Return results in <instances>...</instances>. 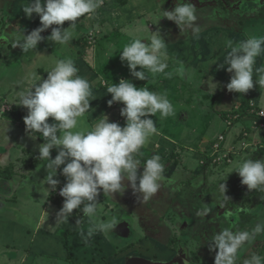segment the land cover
<instances>
[{
    "label": "crops",
    "instance_id": "obj_1",
    "mask_svg": "<svg viewBox=\"0 0 264 264\" xmlns=\"http://www.w3.org/2000/svg\"><path fill=\"white\" fill-rule=\"evenodd\" d=\"M28 2L0 0V171H6L4 175L0 172V264L165 263L173 254L167 247L172 224L166 214L174 217L177 215L175 221L178 223L181 221L180 211L183 206L211 194L217 197L216 201L213 199L215 208L218 211L223 208L224 211L226 207L221 206V202L234 204V197L227 193L229 201L223 196L222 199L218 195L221 194L219 188L216 186L212 189L214 185L209 183L207 171L223 172L224 178L221 175L217 177V181L221 182L226 179L225 172L232 169L231 179L226 180L228 187V183H241L238 173L234 172L241 157L264 159V130L256 127L257 116L252 112L253 109L264 110V89L256 85L245 95L229 92L226 85L232 73L226 70L227 66L219 68L230 51L226 48V40H245L252 36L249 29H254L256 35H264V31L259 25L252 24L251 27L245 26L248 30L242 32L232 29L221 32L217 27L214 28L215 24H207L212 29L200 30L197 35L189 30L186 35H182L173 21L163 18V14L159 13L165 5H160V0H103L91 18H78L76 35L67 45L48 40L51 34L49 28L42 33L44 41L36 49L25 52L21 50L17 37L41 26L38 15L33 14L32 18H28L23 12ZM69 25L70 22L66 21L63 27ZM151 31H160L168 43L169 68L166 71L173 72L170 79L161 74L155 78L150 76L147 81L135 80L129 68L120 60L119 53L125 45L134 37L151 35ZM92 34L94 42L91 40ZM142 42L147 43V38ZM65 58H71L79 69L78 75L91 82L93 96L96 98L91 101L94 111L80 118L79 130H91L105 115L110 122L125 125V118L121 116L124 105L114 103L109 106L108 101L112 97L107 93V87L119 83L121 78L133 80L137 87H147L158 95H166L174 106L173 116L159 118L160 114L157 113L151 117L156 121L157 134L135 156L141 165L154 154L161 157L166 179L158 192L147 200L139 192L134 194L130 186L123 194H108L107 208L125 206L131 215L140 220L138 226L143 228V235L139 244H136L137 248L131 245V232H126L124 225L120 226L117 234L116 227L112 234H97L85 244L80 232L83 230L86 233L90 224L89 217L84 216L80 210H74L68 221L57 218L64 198L59 197L57 189L52 191L43 180L47 175L44 167L46 161L38 157V145L43 143V139H33L32 136L39 134L26 131L24 117L28 110L17 104L21 92L46 78L55 60ZM261 65H264V56L257 58L255 67ZM181 67L184 70L183 76L176 72ZM210 77L220 85L214 101L202 96L203 93H210L207 92V80ZM197 81L203 88L199 97L191 93ZM246 99L250 100V106L247 114L243 115L245 111L241 107ZM211 111L214 116L212 119L208 117L211 120L203 129L204 136H198L197 140L196 133L200 130L196 129L198 122L203 123L206 115L211 116ZM220 117L226 125L219 121ZM49 122H52L51 118ZM207 128L218 131L215 132L217 138L206 136ZM221 136H224L222 142ZM219 142L221 151L217 153L215 145ZM197 143H200L199 164L203 165L204 170L199 169L201 183L193 187V181L186 177L193 161L187 155L184 156L182 147L192 149V145ZM224 153L229 154V158L217 161ZM57 154V150L53 149L52 158ZM54 179L60 180L57 188L66 182L60 174ZM174 183L179 187L178 190H174ZM256 192H259V202L256 207L252 202L250 206H253L252 212L258 213L261 224H264V191ZM239 204L242 205L241 202ZM106 211L101 216L97 213L92 219L106 220ZM78 219L79 225L76 224ZM243 228L238 226L240 231ZM254 230L244 231L249 233V239L241 245L239 253L254 247L255 242L264 248V230L258 233ZM134 248L136 250H132ZM125 257L128 259H123ZM261 260L264 264V259Z\"/></svg>",
    "mask_w": 264,
    "mask_h": 264
},
{
    "label": "clouds",
    "instance_id": "obj_2",
    "mask_svg": "<svg viewBox=\"0 0 264 264\" xmlns=\"http://www.w3.org/2000/svg\"><path fill=\"white\" fill-rule=\"evenodd\" d=\"M164 2L160 0V5ZM102 3L103 0H29L23 12L28 18L38 15L41 26L17 37L21 50L36 49L45 39L42 33L49 28L51 34L48 40L67 45L76 35L78 18H91ZM161 11L163 18L173 21L182 35L189 30L193 35L200 32L198 9L190 0H177L173 10L161 7ZM66 21L70 25L64 28ZM145 38L147 43L142 42ZM167 45L160 31H151V35L134 37L125 45L119 53L120 60L135 80L147 81L150 76L155 78L161 74L170 79L173 72L166 71L169 68ZM225 45L230 51L219 68L227 66L226 70L232 73L226 85L228 91L245 95L256 85L264 89V65L255 67L257 58L264 56V35H252L239 42L228 39ZM53 63L46 78L19 94L17 105L28 110L24 117L26 131L39 134L32 136L33 139H43V143L38 145V157L46 161L47 175L43 180L55 191L60 180L54 177L58 174L65 177L66 182L59 190L64 203L57 218L68 221L74 210H80L89 217L86 233L83 230L80 232L87 244L97 234H112L118 225L115 217L106 221L92 219L96 217L101 192L114 196L116 193L123 194L130 186L134 194L139 192L147 200L160 189L166 179L161 157L154 154L141 165L135 156L157 134L156 121L151 117L159 113V118H167L175 115V109L166 95H158L147 87H137L133 80L121 78L119 83L107 87V93L112 97L108 101L109 106L114 103L124 105L121 116L125 118V125L110 122L105 115L91 130H79L80 118L94 111L91 101L96 98L92 84L78 75L79 69L71 58ZM176 72L184 75L182 67ZM207 84V92L214 90L215 93L220 87L213 77L208 78ZM53 149L58 152L55 158L51 155ZM234 172L238 173L241 184L246 185L250 192L264 191V159L241 157ZM226 180L219 183V191L229 201ZM76 224H80L79 219ZM262 230L264 227L257 225L254 231L258 233ZM248 239L247 232L224 230L216 234L210 245L211 250H218L215 264H234L238 249ZM249 264H262V260L253 256Z\"/></svg>",
    "mask_w": 264,
    "mask_h": 264
},
{
    "label": "rangeland",
    "instance_id": "obj_3",
    "mask_svg": "<svg viewBox=\"0 0 264 264\" xmlns=\"http://www.w3.org/2000/svg\"><path fill=\"white\" fill-rule=\"evenodd\" d=\"M170 1L171 0H165L164 2L165 7L163 6L164 9L173 10L175 8L177 4V0L174 5H169L170 6L169 7L167 4ZM192 3L198 9V15L200 17L198 23L201 26V30L210 29L211 27L210 26L208 27L207 24H211V25L215 24L214 28L217 27L218 31H221V32L223 31L226 32L227 30L230 31V29L234 31L240 30L242 32V30H245L247 28L245 26L251 27L253 24V25H259V27L264 31V16L258 18V15H256V19H255V18H252L253 14L252 15L249 14L254 10L255 5H258L259 7L263 6L264 0H229V2L225 0H200L201 4H198L196 2H192ZM160 12L163 14L161 10H159V13ZM248 32L251 33L252 35L257 34L254 29H251V30L249 29ZM257 36H260V34H258ZM202 89H203L202 86L200 88V84H198V81H197L191 93L199 97L202 93ZM216 93L217 91H215V93L214 91L210 93H203L202 96L206 98L210 97V99L214 101V98L216 97ZM211 112H212L211 116L206 115V119L205 121L203 120V123L198 122L196 129H200V130L199 131L197 130L198 132L196 133L197 140H198V136L200 137L204 136L202 135L203 129H206L207 122L211 120L214 116V112L213 111ZM208 117L211 119H209ZM219 121H222L223 125L225 124L224 120H222L221 117L219 118ZM215 132H218V131H215V129L207 128L205 135L208 136L209 138L215 139L218 136V134ZM198 144L200 143L192 145V149H190V147H187V148L182 147V153H184V156L187 155L188 158L191 161H193V163L189 167L190 171L188 172L186 176L187 178L190 177L189 180L193 181L194 183L193 187L201 183V175L198 173L199 169L201 171L204 170L203 165L199 164L200 161H199V156H198L199 155L198 153L199 145ZM140 170L142 171V167ZM231 172H232V169L225 172L227 180L231 179V174H229ZM207 173L210 178L209 183L211 185H214L212 189L216 188V186L219 188L220 182L217 181L218 180L217 177H220L219 175L223 177L224 176L222 175L223 172L220 173L219 170L212 171L211 169H209ZM193 174L195 175L191 177V175ZM195 178L197 179L195 180ZM240 184L241 183L239 182L237 185L236 184L234 185L233 183L234 185L233 186L228 183L227 193L231 197H234L233 198L234 204L227 205L229 204L228 202L227 203L225 201L221 202V206L223 205V207H226L227 209L226 211V209L224 208V211H223V208H221L220 211H222L223 213L218 211L215 208L214 201H216L217 197H214L213 194L208 195L205 198L199 199L198 201L193 200L194 202L196 201L195 202L196 204H199L198 208L201 209V211L205 210L204 212H202L203 214L202 219L205 220L206 224L202 225L200 222H195L196 230L198 228L203 229V227H207L206 231L209 234V238H206V236H201L202 238L200 239L199 236L193 235L192 231H189L190 228L192 229L193 223L190 224L189 222L190 225H188V220L187 221L181 220L179 224L177 222H176L177 224H175V222L173 223V221H171L170 214L169 213L166 214L167 219L170 220L173 224L172 229L176 231V235L179 234L178 236H173L171 235V233H168L170 240L168 241L167 239V241L169 242L167 247L171 249L172 251L179 250V257L176 259V261L175 259L173 260L172 258L171 261L169 260V261H166L165 263L163 262V264H215V257H216L218 250L214 248L211 250L210 245L212 244L213 239L216 234L224 230H229L235 233L234 228H236L238 232H242V231L244 232L245 230L252 232L256 228L257 225H264L263 222L261 224L260 218H258V213L252 212L253 206L256 207L257 201L259 202V200H257L259 192H256V190H253L250 192L246 188V186L241 187ZM62 185H64V183ZM173 188L174 190H178L177 188L179 187L174 183ZM56 192H57V195L60 197L61 195H59V188H57ZM218 195H221V198L223 196L222 194H218ZM248 195H252L251 198L247 197ZM108 196H109L108 194H104L103 192L100 193L98 197L99 202L97 204L98 215L101 216L103 214L102 212L104 210H107L106 211V215L108 216L107 218L111 219L112 217H115L118 222L115 233L117 234V232L120 231V226L124 225L127 229L126 232L127 231L131 232V239H130L131 245L134 247L136 246L137 248L138 245L136 244H139V240L143 235V228L138 226V224L140 223V220L136 218L134 215H131V213H129V209H127L125 206H119V207L114 206V208H107L109 204ZM235 197H237V200ZM213 199L215 200L213 201ZM240 202L242 203V205L239 204ZM251 202L254 203L253 206H250ZM245 207H247L246 212H245ZM184 211L188 213L187 210H184ZM192 217L193 216L191 215V220H192ZM102 219L103 218H101V220ZM195 221H199V217L197 215L195 216ZM183 224L185 227H182ZM238 226L239 228L240 227H244V228L240 231L238 229ZM174 237H177V239L174 240ZM123 238H121V240H123ZM243 244H246V243L244 242ZM260 245L262 244L255 242L254 247L251 246L252 247L251 249L243 253L242 252L239 253L240 251V248H239L236 253L234 264L238 262H242V264H249V261L251 260L253 256H259L260 258L264 259V252L261 251L263 247L261 248ZM128 247L123 246L122 248H128ZM136 248L132 250H136ZM149 250L151 251L150 248ZM133 253L136 254L135 252ZM123 259L127 260L128 258L126 259L125 257ZM158 259H160V256L158 257ZM182 260L183 262L180 263Z\"/></svg>",
    "mask_w": 264,
    "mask_h": 264
},
{
    "label": "flooded vegetation",
    "instance_id": "obj_4",
    "mask_svg": "<svg viewBox=\"0 0 264 264\" xmlns=\"http://www.w3.org/2000/svg\"><path fill=\"white\" fill-rule=\"evenodd\" d=\"M198 206H199V204H196V203H193V204H190V205L189 204H186L185 206H183L182 211H180V214H181L180 215V220H183V221H187L188 220V225H190V224L193 223L192 224V229L190 228V230H189V231H192L193 235L199 236L200 239L202 238L201 236H206V238H209V234L206 231V228L207 227H203V229L198 228L196 230V224H195V222H200L202 225H205L206 224L205 223V220L202 219V216H203L202 212H204L205 210L201 211V209H199ZM184 210H187L188 213H186ZM191 215L193 216L192 217V220H191ZM196 215L199 217V221H195V216ZM170 216H171V214H170ZM176 217H177V215H176ZM176 217L171 216V220L173 221V223L175 222V224H177L176 221H175V218ZM189 222H190V224H189ZM179 223L180 222H178V224ZM171 224H172V222H171ZM182 227H185L184 224L182 225ZM200 227H202V226H200ZM172 228H173V224H172L171 228L169 229V230H171L170 231L171 235L178 236L179 234L176 235V231L174 229H172ZM175 239H177V237H174V240ZM178 240H179V238H178ZM209 240H211V239H209ZM175 251H177V250H173L172 251L173 254H172V257L169 259L170 261L172 260V258H173V260L175 259V261H176V259L179 257V250L177 252H175ZM182 262H183V260L180 263H182Z\"/></svg>",
    "mask_w": 264,
    "mask_h": 264
},
{
    "label": "trees",
    "instance_id": "obj_5",
    "mask_svg": "<svg viewBox=\"0 0 264 264\" xmlns=\"http://www.w3.org/2000/svg\"><path fill=\"white\" fill-rule=\"evenodd\" d=\"M225 1H228V2H229V0H225ZM175 2H176V0H171L170 2H168V4H169V5H174ZM186 2H188V0H186ZM190 2H191V3H192V2H196V3H198V4H201V3H200V0H190ZM246 4H247V3H246ZM253 6H254V5H253ZM256 10H257V11H256ZM249 14H250V15L253 14V15H252V18H255V19H256V15H258V18H259V17H263V16H264V5H263V6H260V7H259L258 5H255V6H254V10H253L251 13H249ZM249 101H250L249 99H246V100H244L243 103H242V107H241V108H242L243 111H245V113H244L243 115L247 114L246 111H247V109H249V106H250ZM0 172H1V174L4 175L6 171H0ZM251 196H252V195H248L247 197H250V198H251ZM246 208H247V207H245V212H246ZM235 226H236V225H235ZM263 249H264V248L261 249L262 252H263ZM235 264H242V262H238V263H235Z\"/></svg>",
    "mask_w": 264,
    "mask_h": 264
},
{
    "label": "built area",
    "instance_id": "obj_6",
    "mask_svg": "<svg viewBox=\"0 0 264 264\" xmlns=\"http://www.w3.org/2000/svg\"><path fill=\"white\" fill-rule=\"evenodd\" d=\"M91 40H92V42H94V34L91 35ZM252 106H254V105L252 104ZM252 112H255V114L257 116V119L255 121L256 127L264 130V110H254L253 109ZM222 139H224V136L220 137V142H222ZM220 142L215 145V150L217 151V153H220V151H221V143ZM228 158H229V154L224 153L221 156V158H217V161H221L222 159H228ZM62 187H63V185L59 186L58 187L59 190Z\"/></svg>",
    "mask_w": 264,
    "mask_h": 264
}]
</instances>
